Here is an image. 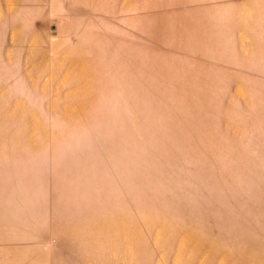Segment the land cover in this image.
Here are the masks:
<instances>
[{"label": "rangeland", "instance_id": "rangeland-1", "mask_svg": "<svg viewBox=\"0 0 264 264\" xmlns=\"http://www.w3.org/2000/svg\"><path fill=\"white\" fill-rule=\"evenodd\" d=\"M0 264H264V0H0Z\"/></svg>", "mask_w": 264, "mask_h": 264}]
</instances>
